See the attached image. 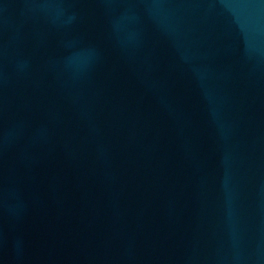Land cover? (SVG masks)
I'll use <instances>...</instances> for the list:
<instances>
[{
    "label": "water",
    "instance_id": "1",
    "mask_svg": "<svg viewBox=\"0 0 264 264\" xmlns=\"http://www.w3.org/2000/svg\"><path fill=\"white\" fill-rule=\"evenodd\" d=\"M0 264H264V0H98L0 166Z\"/></svg>",
    "mask_w": 264,
    "mask_h": 264
}]
</instances>
